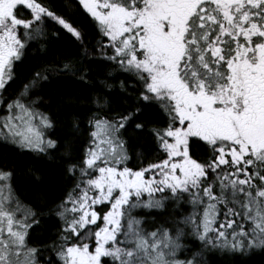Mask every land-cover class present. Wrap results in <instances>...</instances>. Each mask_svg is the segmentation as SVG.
I'll list each match as a JSON object with an SVG mask.
<instances>
[{"label":"snow or ice","instance_id":"6c2138e0","mask_svg":"<svg viewBox=\"0 0 264 264\" xmlns=\"http://www.w3.org/2000/svg\"><path fill=\"white\" fill-rule=\"evenodd\" d=\"M76 5L64 0L60 12L54 0H0V139L62 149L66 179L42 209L20 193L14 168L0 165V264H210L214 251L264 252V0ZM62 33L77 53L21 81L29 49L46 57ZM94 64L109 78L127 76L119 87L136 89L133 106L111 110L100 92L83 120L72 114L58 129L45 85L66 76L91 87ZM101 83L109 94L115 87ZM134 156L139 166H130Z\"/></svg>","mask_w":264,"mask_h":264},{"label":"trees","instance_id":"16d2710c","mask_svg":"<svg viewBox=\"0 0 264 264\" xmlns=\"http://www.w3.org/2000/svg\"><path fill=\"white\" fill-rule=\"evenodd\" d=\"M54 4L58 11L66 12L64 0H54ZM74 9L77 7L76 0H72ZM77 19L82 23L90 35H94L95 28L91 19L85 14L78 13ZM35 45L29 49L27 59L19 66L18 72L21 81L31 72L33 68L39 67L44 62L51 63L54 60H65L73 57L78 51L77 42L70 34L62 33L59 39H53L48 49V55L42 56L34 51ZM93 85L91 87L82 85L75 77L56 76L53 77L48 84L45 85V91L51 97V111L60 118L59 128H64L68 122V118L72 115H78L82 120L90 110H94L91 99L96 94L103 92L108 96L110 101L109 108L119 111L125 107H132V98L136 89L129 87L127 91L119 87L120 80L128 79L125 74L116 73L114 78L106 76L103 65H93ZM107 80L108 83L115 85L109 94L105 85L101 83ZM21 81H17L12 86L15 90L20 86ZM85 98L88 102L70 103V100ZM48 99V97H46ZM150 113H146L149 115ZM84 129V125H82ZM54 138H63V134L57 130ZM87 139V132L84 129L83 134L79 136L81 145ZM139 151V149H138ZM145 154L151 159V154L145 148ZM63 150H52L48 154L33 152L28 149H22L16 145L10 144L0 139V165L12 167L15 170V183L20 193L29 201L38 204L42 209L50 207L56 202L65 191V175H64ZM130 166H139V162L134 156L130 162ZM141 214H146L142 212ZM155 215V213H152ZM54 221H46L42 227L51 230ZM49 233L38 230L36 235L41 239H45ZM210 264H264V252H255L251 256L243 257L239 254L229 255L220 252H212L208 254Z\"/></svg>","mask_w":264,"mask_h":264},{"label":"rangeland","instance_id":"374dc122","mask_svg":"<svg viewBox=\"0 0 264 264\" xmlns=\"http://www.w3.org/2000/svg\"><path fill=\"white\" fill-rule=\"evenodd\" d=\"M10 144H13V143H11V142H9ZM13 145H15V144H13ZM17 146V145H16ZM17 147H19V146H17Z\"/></svg>","mask_w":264,"mask_h":264}]
</instances>
